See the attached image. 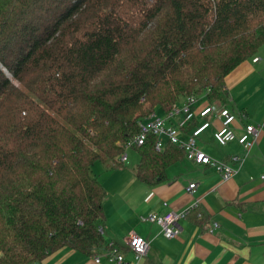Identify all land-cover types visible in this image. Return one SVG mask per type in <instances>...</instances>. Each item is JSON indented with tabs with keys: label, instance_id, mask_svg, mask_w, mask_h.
Masks as SVG:
<instances>
[{
	"label": "trees",
	"instance_id": "obj_1",
	"mask_svg": "<svg viewBox=\"0 0 264 264\" xmlns=\"http://www.w3.org/2000/svg\"><path fill=\"white\" fill-rule=\"evenodd\" d=\"M263 44L264 0H0V264L102 254L95 164L123 167L149 112L224 102ZM156 144L134 148L148 185L186 156Z\"/></svg>",
	"mask_w": 264,
	"mask_h": 264
},
{
	"label": "crops",
	"instance_id": "obj_2",
	"mask_svg": "<svg viewBox=\"0 0 264 264\" xmlns=\"http://www.w3.org/2000/svg\"><path fill=\"white\" fill-rule=\"evenodd\" d=\"M254 59L245 61L226 78L224 102L195 95L198 108L211 104L218 110H230L236 117L234 130L238 136L245 133L248 125L260 130L249 153L237 141L224 147L215 142L213 134L221 127L218 118L213 117L211 128L198 140L201 151L238 170L231 180L225 182L213 167L197 165L177 149L170 166L154 185L138 179L140 158L130 180L118 171L104 178L93 172L108 193L104 204V252L88 256L64 247L40 264H115L108 257L112 244L126 261L135 264L128 247L132 232L150 245L147 256L138 264H264V61L254 63ZM184 101L175 106H182ZM151 115L164 119L167 112L157 109ZM182 118L167 121V125H176ZM201 123L198 117L190 122L184 139ZM233 157H239L240 162L235 163ZM192 184L197 188L190 194L187 189ZM169 212H192L190 218L180 222L181 234L177 238L166 239L159 226L140 220L149 214Z\"/></svg>",
	"mask_w": 264,
	"mask_h": 264
},
{
	"label": "built area",
	"instance_id": "obj_3",
	"mask_svg": "<svg viewBox=\"0 0 264 264\" xmlns=\"http://www.w3.org/2000/svg\"><path fill=\"white\" fill-rule=\"evenodd\" d=\"M259 61L260 59L255 58L253 62L258 63ZM198 102L199 100L195 96H191L186 99L182 106H175L167 113L164 119L156 115H151L141 120L139 124L141 129L140 133L124 145V153L121 155L120 161L123 164L127 163L129 161V155L127 153L135 147L143 146L149 135H152L157 137L156 148L158 151L164 149L165 141H167L172 145L183 148L189 161L197 165L213 167L225 182L231 180L237 174L238 170L232 168L228 163L217 161L201 151L198 140L211 128L213 119L218 118L221 121V127L213 134L215 142L224 147L237 141L249 153L260 136V130L252 125H248L245 128V133L238 136L234 130L236 117L230 110L225 108L218 110V107L211 104L198 108ZM181 116L183 118L178 121V124L167 125V121H171L176 117L179 119ZM197 117L202 120V123L192 130L187 139H184L186 138L185 129ZM233 161L238 164L240 158L233 157ZM262 179H264V175ZM196 188L197 184H192L187 191L193 194ZM187 216L188 212H169L164 215L149 214L142 216L140 220L142 223L159 226L164 237L173 239L180 236V222L186 220ZM215 227L217 228L216 224ZM128 240V247L135 257V264H138L147 256L150 245L143 237L135 232L130 233ZM108 257L115 264H134L126 261L124 254L114 244L111 245V251ZM96 262L99 263L100 260L97 259Z\"/></svg>",
	"mask_w": 264,
	"mask_h": 264
},
{
	"label": "rangeland",
	"instance_id": "obj_4",
	"mask_svg": "<svg viewBox=\"0 0 264 264\" xmlns=\"http://www.w3.org/2000/svg\"><path fill=\"white\" fill-rule=\"evenodd\" d=\"M256 58L258 59H261L262 61H264V44L258 49V52L255 56ZM254 57V58H255ZM253 58V59H254ZM152 112H149L147 115H145L143 118L145 117H148L149 114H151ZM158 114L161 115L160 111H158ZM142 118V119H143ZM130 157V162L129 163H125V165L123 166V168L121 166H118V165H115V164H110L108 167L103 164V163H97L94 167V174L98 177V178H104V176H107V175H111L109 174L111 171L112 172H119V173H124L126 174V177H129L128 180H130V178H132L134 176V172H135V168H136V165H137V161L139 159V154L136 150L132 149L130 150L128 153H127ZM122 168V169H121ZM121 169V171H119ZM114 174V173H113ZM121 175V174H119ZM101 182V181H100ZM127 182V178H126V181ZM134 190V189H133ZM132 190V191H133ZM131 191V192H132ZM130 192V193H131ZM129 193V194H130ZM167 239V238H166Z\"/></svg>",
	"mask_w": 264,
	"mask_h": 264
},
{
	"label": "water",
	"instance_id": "obj_5",
	"mask_svg": "<svg viewBox=\"0 0 264 264\" xmlns=\"http://www.w3.org/2000/svg\"><path fill=\"white\" fill-rule=\"evenodd\" d=\"M36 264H40V263H36Z\"/></svg>",
	"mask_w": 264,
	"mask_h": 264
}]
</instances>
